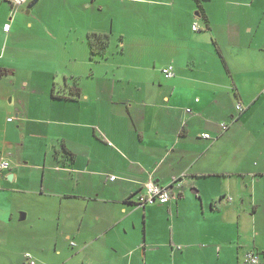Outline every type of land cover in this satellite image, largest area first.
I'll use <instances>...</instances> for the list:
<instances>
[{
  "label": "crops",
  "instance_id": "crops-1",
  "mask_svg": "<svg viewBox=\"0 0 264 264\" xmlns=\"http://www.w3.org/2000/svg\"><path fill=\"white\" fill-rule=\"evenodd\" d=\"M11 9L0 0V240L24 237L35 264H264V0ZM173 179L169 203L137 207Z\"/></svg>",
  "mask_w": 264,
  "mask_h": 264
},
{
  "label": "built area",
  "instance_id": "built-area-1",
  "mask_svg": "<svg viewBox=\"0 0 264 264\" xmlns=\"http://www.w3.org/2000/svg\"><path fill=\"white\" fill-rule=\"evenodd\" d=\"M9 2L12 6L11 9V15L15 12V10L23 5L26 0H5ZM9 25H6L4 27V30L7 32L9 30ZM192 30L194 32L199 31V26L195 23L192 26ZM162 74L165 78L170 79L174 76L173 68L172 67H167L162 70ZM238 112L242 113L243 107L241 105L237 106ZM190 110L188 109V112ZM11 121V119H9ZM226 124H221L220 129L221 131H225L227 129ZM202 137L206 140L211 139L210 135L208 134H203ZM9 168L8 161L2 160L0 161V170H6ZM112 180H114V177H112ZM181 188V181L178 179H173L171 185L167 187H163L160 185H157L156 183L153 182H148L144 185V190L143 192H140L137 197H136V205L137 207H143L145 205H152V204H167L169 203L173 196H172V188ZM71 246H75L74 243H71ZM180 248V247H178ZM24 258L26 260L27 264H35L34 260L32 259L31 255L26 253L24 255ZM245 262L247 264H259V258L253 254H248L246 255Z\"/></svg>",
  "mask_w": 264,
  "mask_h": 264
},
{
  "label": "rangeland",
  "instance_id": "rangeland-1",
  "mask_svg": "<svg viewBox=\"0 0 264 264\" xmlns=\"http://www.w3.org/2000/svg\"><path fill=\"white\" fill-rule=\"evenodd\" d=\"M117 49L118 48H115L114 50H117ZM8 101L9 100L7 99L6 102L8 103ZM6 116H7L6 114H4V115L0 114V121H2V119H5ZM23 214H25V213L23 212ZM47 228H48V232L50 234H53V236L57 235L55 232L56 227H53L52 224L50 226H48ZM8 238H9V236L4 235V240L3 239L0 240V243L2 245V246H0V248L2 249V250H0V264H26L25 263L26 260L24 258L26 251L30 252V253H32V252L38 253L40 251L34 245L30 244V242L25 240L24 237H21L18 240H15L13 237H10L9 241L7 242ZM47 243H51V241H47ZM51 246H52V244H50L48 247H51ZM69 252L73 253L74 251L69 249ZM39 257H41V258H45V257L55 258L54 256H51V255H40Z\"/></svg>",
  "mask_w": 264,
  "mask_h": 264
},
{
  "label": "trees",
  "instance_id": "trees-1",
  "mask_svg": "<svg viewBox=\"0 0 264 264\" xmlns=\"http://www.w3.org/2000/svg\"><path fill=\"white\" fill-rule=\"evenodd\" d=\"M195 1L197 3L200 2V0H195ZM202 20L204 21V23H207L206 18L204 16H202ZM107 38H108L107 36H101V35H91L89 37L88 45H89L91 60L97 62L106 59V57L104 56V51L108 44ZM10 73H11L10 70L0 67V78L8 76Z\"/></svg>",
  "mask_w": 264,
  "mask_h": 264
},
{
  "label": "water",
  "instance_id": "water-1",
  "mask_svg": "<svg viewBox=\"0 0 264 264\" xmlns=\"http://www.w3.org/2000/svg\"><path fill=\"white\" fill-rule=\"evenodd\" d=\"M33 7V3L31 5L28 6V9ZM23 218V217H22ZM22 220V219H21Z\"/></svg>",
  "mask_w": 264,
  "mask_h": 264
}]
</instances>
